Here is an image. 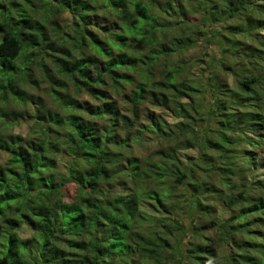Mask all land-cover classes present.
Listing matches in <instances>:
<instances>
[{
    "label": "trees",
    "instance_id": "obj_1",
    "mask_svg": "<svg viewBox=\"0 0 264 264\" xmlns=\"http://www.w3.org/2000/svg\"><path fill=\"white\" fill-rule=\"evenodd\" d=\"M0 264H264V0H0Z\"/></svg>",
    "mask_w": 264,
    "mask_h": 264
},
{
    "label": "rangeland",
    "instance_id": "obj_2",
    "mask_svg": "<svg viewBox=\"0 0 264 264\" xmlns=\"http://www.w3.org/2000/svg\"><path fill=\"white\" fill-rule=\"evenodd\" d=\"M207 46H208L207 44H201V46H199L198 48L192 49L190 51V53L188 54V57L189 58H195V57L199 56V57L209 58V56H212L213 54L219 53L216 46H211V47H207ZM206 55H208V56H206ZM219 55L220 54H218V56ZM221 59H223V58H221ZM224 61L226 62V64L229 65L230 61L228 59H225ZM200 67L201 66H198L197 68H195V72H198ZM39 93H41V95L44 98L43 99V103L45 102L44 104H46L47 106L53 105V102H52L49 94H47L46 92H42V91H39ZM32 104L33 105H30L27 108L29 111H31L32 109L33 110L36 109V106H37L36 103H32ZM4 107L6 108V110L11 111L10 108H12L13 106L10 104V105L4 106ZM171 117L172 116L170 115L168 118L170 119ZM31 124H32V120H30L28 118V116L26 117V115H25L24 121H22L20 124H16L11 130L13 131V133H19V134L25 136L27 134ZM141 151H142V149H141ZM186 153H188V155H194L197 153V151H196V149H191V150H187ZM224 212L228 214V213H230V210H228V208H225L224 210L221 209L220 213L222 214Z\"/></svg>",
    "mask_w": 264,
    "mask_h": 264
}]
</instances>
